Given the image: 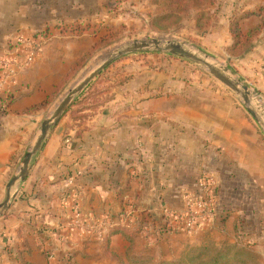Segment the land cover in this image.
I'll return each instance as SVG.
<instances>
[{"label":"crops","instance_id":"0c3cea01","mask_svg":"<svg viewBox=\"0 0 264 264\" xmlns=\"http://www.w3.org/2000/svg\"><path fill=\"white\" fill-rule=\"evenodd\" d=\"M106 1L0 0V57L14 55L10 46L20 35L43 39L34 62L0 90V188L35 134L41 108L27 109L50 97L95 44L93 23L114 14L107 12ZM126 2L133 4H120ZM259 2H227L210 29L220 39L217 50L224 52L231 42L225 19L254 11ZM257 18L252 14L248 21ZM18 51L22 54L21 46ZM237 64L264 102V31ZM100 74L109 89L97 97L106 100L85 110L90 115L82 122L66 111L7 211L4 234L19 251L20 235L25 264H52L43 251L46 239L62 264L66 250L74 251L70 264H91L96 254L115 264L104 250L107 230L97 237L93 221L123 228L134 254L166 260L179 258L188 247L240 242H254L264 252V136L235 95L165 54L129 55ZM208 175L217 183L212 216L191 230L177 226L172 213L183 212V195L195 192L199 178ZM74 201L86 217L81 227L68 226ZM42 227H55L66 241L58 242L53 230ZM128 246L124 234L110 237V250L121 257Z\"/></svg>","mask_w":264,"mask_h":264},{"label":"rangeland","instance_id":"374dc122","mask_svg":"<svg viewBox=\"0 0 264 264\" xmlns=\"http://www.w3.org/2000/svg\"><path fill=\"white\" fill-rule=\"evenodd\" d=\"M123 1L124 0H107L106 1L107 12L109 11L114 12V14L108 15L105 20H102V22L93 23L95 26H97V29L94 30V32L98 33L96 35V38H94L96 46H94L95 44L92 45V47L89 49L86 55H84L82 62L79 64V67L75 70V72L67 80L63 82L58 92L55 93L48 100L46 105L42 107L41 109H39V111H37L39 112L37 113L38 123L36 125L34 132H36L37 129H39V125L41 121L51 113V111L58 104V102L67 92V90L71 88L87 71H89L92 67L96 66L103 59L109 56L118 46L125 44L127 42H130V41H134V40L148 41L151 39H161V40L171 39L173 41L186 44L187 46L200 52L201 54L207 55L210 59H212L215 63H217L220 67H222L226 72H228L234 79L247 85L250 88L252 94L256 98H258L261 101V103L264 105V102L259 97V95H257V93L250 87L249 83L245 81L246 76L242 70L243 68L240 66V64L235 65L236 59L239 57H242L244 53L242 55H238L231 51V46L234 43V36L230 32L231 23L234 21L238 23V25L240 26L241 30L244 33L247 32L249 29H252L257 26H261L258 33L254 35L251 40V46H252L254 40L258 39L260 33L264 31V0H260L259 2L260 7H256V10L254 11L247 10V11L237 12V13L230 15L228 19H225L226 24H227L226 33L227 35H229L230 37L229 39L231 42L226 48H224L223 50L224 52L217 50L216 43L220 39L219 40L215 39V36H214L215 34H213V32L210 29L211 27H213L215 20L221 16L219 14H222L224 7L226 6L229 0L222 1L220 10L212 16L211 22L207 26V28H199L196 25L195 13L182 14L180 20L172 25L170 24L172 21V17L165 18L160 21L156 19L152 20L151 16L148 15L149 13H151V15L152 14L163 15L161 14V12L167 11L161 5V2L163 0H132L133 4L132 3L129 4L126 2V5L124 6L120 4ZM215 7H216V4L206 7V9L211 11ZM252 14H256V16L258 17L257 21H255V19H253L252 21H248V18ZM87 24L90 25V23H87ZM251 24H254V25L249 27ZM12 48L13 46H10V49ZM146 53L165 54V55L168 54V53H163L159 51L128 53V54H125L117 58L111 63H109L104 68V70L110 65L114 64L115 62H118L119 60L129 55H134V54L144 55ZM168 55H171V54H168ZM171 56H174V55H171ZM174 57H177V56H174ZM181 59L191 64L195 69H198L199 71H202L207 76H209V74L206 72L207 68L205 66L197 64L186 58H181ZM209 77L213 81L218 83L219 85L225 87L223 84H221L219 81H217L212 76H209ZM234 95L236 99H238L240 103L243 105L240 97L236 94ZM256 124L259 128L260 133H262V135L264 136L262 128L258 125L257 122ZM28 146L25 149H27ZM19 162L20 161H18L15 166H17ZM6 183L7 181L4 182V184H2L0 188V199L4 193ZM7 216H9L8 212H5L3 216H0V264H25L23 257H22L23 254L21 255L19 253V252H24V250L22 249L24 245H22V241L19 240L20 235L17 236L18 238L17 240L15 239L16 242L18 241L20 242L18 246L21 248V250L19 251L18 249L14 250L10 246L12 239L7 237L4 234L3 230L5 228L4 227L5 219L7 218ZM260 234L264 239V232L260 231ZM53 237L55 239L57 238L56 240L58 242L66 241L62 236L61 237L53 236ZM15 241H13V243H15ZM239 244L244 246L246 250L252 254L253 259H254L253 261L256 264H264V252H262L263 251L262 249L260 250L257 248V246H255L256 243L240 242ZM49 249L52 253V258L48 257V255L46 254L48 250L45 249V247L43 246L45 257L48 260L52 261V264H62L61 262L56 260L57 255H55L53 252L55 250L53 242ZM66 249L67 248H65V250ZM63 254H64L63 256L65 258V261H66L65 264H70L69 262L74 256V251L72 252V250H66V252ZM98 258L99 257L97 254L94 255L93 261L91 260L90 263L91 264H111L110 260L108 259L100 260ZM122 258L125 264H128V261L125 258V256H123ZM162 260H166V259H162ZM114 261H115V264H118L116 260Z\"/></svg>","mask_w":264,"mask_h":264},{"label":"trees","instance_id":"16d2710c","mask_svg":"<svg viewBox=\"0 0 264 264\" xmlns=\"http://www.w3.org/2000/svg\"><path fill=\"white\" fill-rule=\"evenodd\" d=\"M223 0H163L161 5L167 11L161 12V14L154 15L149 13L152 20H162L172 17L171 25L180 20L182 14L195 13L196 25L199 28H207L211 22L212 16L220 10V6ZM216 4V7L211 11L206 7ZM261 26L249 29L247 32H243L236 21L231 23L230 32L234 36V43L231 46V51L235 54L242 55L251 47V40L256 35ZM96 46V44L94 45ZM168 55V54H167ZM171 56V55H169ZM83 58H80L75 62L63 78L56 84L52 94L46 100L41 102L37 106H33L27 111L42 108L46 105L48 100L58 92L59 88L65 80H67L79 67ZM107 77L103 74H99L96 79L90 83L87 88L74 99L71 106L67 110V113L73 121H84L89 115V112L85 110L94 109L102 104L106 99L97 97L109 89L108 85L103 84V81ZM42 229L55 230V227H42ZM115 233H122L129 241V246L125 252V258L128 264H256L253 260V256L246 248L240 244L225 245L220 247H188L184 250L181 256L174 260H162L153 256L144 254L133 253V240L127 235L125 230L120 227H114L110 229L105 236L104 250L108 257L114 258L118 264H125L123 258L111 251L109 248L110 237ZM48 239L42 240L44 246L49 249Z\"/></svg>","mask_w":264,"mask_h":264},{"label":"water","instance_id":"95a60500","mask_svg":"<svg viewBox=\"0 0 264 264\" xmlns=\"http://www.w3.org/2000/svg\"><path fill=\"white\" fill-rule=\"evenodd\" d=\"M153 51H159L180 58H186L197 64L205 66L207 68L206 72L209 76L215 78L233 94L240 97L245 110L251 115L254 121L258 123L264 133V105L252 94L247 85L234 79L228 72H226L207 55L201 54L186 44L173 41L171 39L130 41L118 46L109 56L87 71L71 88L67 90L51 113L41 121L39 129L35 132L29 147L21 157L17 169L10 176L5 185L4 193L0 199V216H3V214L11 207L18 194L20 184L25 181L28 176L33 158L42 149L52 128L69 109L74 98L79 95L109 63L117 58L128 53Z\"/></svg>","mask_w":264,"mask_h":264},{"label":"built area","instance_id":"2783aa9c","mask_svg":"<svg viewBox=\"0 0 264 264\" xmlns=\"http://www.w3.org/2000/svg\"><path fill=\"white\" fill-rule=\"evenodd\" d=\"M43 44L41 37L28 38L20 35L17 40V45L13 48L14 55L11 57H0V90L6 89L15 81L16 76L26 68H28L35 60L36 55L40 51ZM22 48V54L18 48ZM217 193V183L213 176H202L199 178L197 190L195 192H187L183 195L184 210L182 213L176 211L172 213V217L177 226L191 230L199 219L211 217L213 214V205ZM73 216L68 221V226H83L86 224V217L80 211L77 203L72 204ZM97 237L102 236L103 230L107 232L112 225L103 221H93L91 224ZM56 237H60V232L53 230ZM46 254L52 258L50 249Z\"/></svg>","mask_w":264,"mask_h":264}]
</instances>
